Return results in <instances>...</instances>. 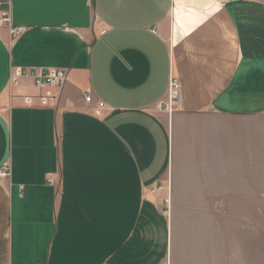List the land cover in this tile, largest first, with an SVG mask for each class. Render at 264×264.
<instances>
[{"label":"crops","instance_id":"1","mask_svg":"<svg viewBox=\"0 0 264 264\" xmlns=\"http://www.w3.org/2000/svg\"><path fill=\"white\" fill-rule=\"evenodd\" d=\"M0 3V264H264V210L213 211L264 202V0ZM15 68L66 70L58 105Z\"/></svg>","mask_w":264,"mask_h":264},{"label":"built area","instance_id":"2","mask_svg":"<svg viewBox=\"0 0 264 264\" xmlns=\"http://www.w3.org/2000/svg\"><path fill=\"white\" fill-rule=\"evenodd\" d=\"M0 28H8L13 39H18L26 28L22 26H16L13 24V20L9 12L3 10V4L0 3ZM25 77H32L34 80V86L39 91V95L35 97H27V104H34L35 100H39L43 105L55 107L59 103V96L54 94V90H60L68 79V72L64 69L58 68H41V69H23L15 68L12 74V84L17 85L18 82ZM86 102L91 103L92 97L88 95ZM182 105V87L181 83L172 79L168 91V95L165 101H163L159 110H164L169 114L175 112ZM106 108L102 102L98 103L97 111L101 112ZM3 176L9 175L8 167L2 172ZM165 264H170L167 261Z\"/></svg>","mask_w":264,"mask_h":264},{"label":"rangeland","instance_id":"3","mask_svg":"<svg viewBox=\"0 0 264 264\" xmlns=\"http://www.w3.org/2000/svg\"><path fill=\"white\" fill-rule=\"evenodd\" d=\"M250 172V170H249ZM254 176L255 170H252ZM256 180L255 178L249 177V182ZM248 191L254 192H264V152H259V184L252 183L248 185ZM168 206L166 207L169 213L171 211L176 213V209H181V203L178 201L166 202ZM226 208L230 211L232 216L233 228L242 217L256 218L259 214L257 209L264 210V202H214L213 211L216 213L217 222L224 215L221 211ZM264 213V212H263ZM264 221V214H263ZM223 223V220H222ZM171 264V263H170Z\"/></svg>","mask_w":264,"mask_h":264}]
</instances>
